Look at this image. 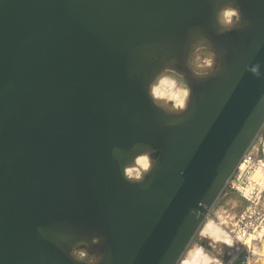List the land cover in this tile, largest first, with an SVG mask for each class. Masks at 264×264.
I'll use <instances>...</instances> for the list:
<instances>
[{
	"label": "water",
	"instance_id": "water-1",
	"mask_svg": "<svg viewBox=\"0 0 264 264\" xmlns=\"http://www.w3.org/2000/svg\"><path fill=\"white\" fill-rule=\"evenodd\" d=\"M228 2L242 24L221 33ZM204 42L219 67L183 75L188 110L156 106L151 81ZM256 63L264 0H0V264H181L264 133Z\"/></svg>",
	"mask_w": 264,
	"mask_h": 264
},
{
	"label": "clouds",
	"instance_id": "clouds-1",
	"mask_svg": "<svg viewBox=\"0 0 264 264\" xmlns=\"http://www.w3.org/2000/svg\"><path fill=\"white\" fill-rule=\"evenodd\" d=\"M216 20L221 33L230 31L239 27L242 24L241 9L236 7L233 3H225L216 13ZM211 49L206 42L198 43L194 50ZM189 56V66L193 71L195 77L201 75L210 76L219 67L218 53L215 55L209 54L207 58L200 61V56L197 55L195 59V67L193 66L192 53ZM175 61L173 60L168 66L160 71L148 86L147 92L153 103L159 107L161 103L172 106L175 115L185 113L191 103L193 97V89L183 80V74L176 71ZM259 63L247 67L246 70L258 79L264 78V73L260 70ZM155 149H149L140 152L136 155L130 163L126 164L123 170L124 177L131 183L143 182L145 177L152 172L157 164V157L155 156ZM100 238L95 237L92 244H99ZM89 252L84 242H80L71 251V256L78 262ZM103 253L95 255L98 257V262L103 258ZM203 264H213V261L205 260ZM219 264V262H215Z\"/></svg>",
	"mask_w": 264,
	"mask_h": 264
},
{
	"label": "built area",
	"instance_id": "built-area-1",
	"mask_svg": "<svg viewBox=\"0 0 264 264\" xmlns=\"http://www.w3.org/2000/svg\"><path fill=\"white\" fill-rule=\"evenodd\" d=\"M260 175V179H256V175ZM231 190L237 192L245 201L242 211L238 214L239 221L235 228H231L230 232L238 240L247 246L246 238L254 233L260 235V231L264 228V133L258 136L252 148L245 155L229 186ZM243 234V235H242ZM261 236V235H260ZM245 238V240L243 239ZM258 237V236H255ZM238 238V239H239ZM256 241V240H255ZM255 255L257 250L248 251V254L243 258L241 264L256 263Z\"/></svg>",
	"mask_w": 264,
	"mask_h": 264
},
{
	"label": "rangeland",
	"instance_id": "rangeland-1",
	"mask_svg": "<svg viewBox=\"0 0 264 264\" xmlns=\"http://www.w3.org/2000/svg\"><path fill=\"white\" fill-rule=\"evenodd\" d=\"M210 53L215 55L208 49L196 51L192 58L193 66L195 67V59L197 55L200 56V61L202 62L203 59L207 58ZM183 80L189 85L187 78L183 77ZM164 105L170 109H173L172 106L169 104ZM244 205L245 201L240 197V195L228 187L219 199L218 203L213 208L209 218L215 219L219 215L226 216V221H228V224L230 223V230L231 228H235L236 223L239 221L238 214L242 211ZM257 234L258 232L254 233L255 236H258ZM263 238V236L259 235L258 241L257 239H255L256 241L254 240V244L253 242L250 244V248H247L246 245L241 242L238 243L237 241V247L233 249L230 248L228 245L225 246V244L223 243H215L211 239L199 233L192 245L203 246L208 252H210V254H212V256H215L214 258L218 259L222 264H233L238 258H245V256L248 254L249 249H256L258 251L257 253H263ZM256 242L260 244H257ZM256 258H260V256L257 255L255 257V260ZM256 264H260V261H258V263Z\"/></svg>",
	"mask_w": 264,
	"mask_h": 264
},
{
	"label": "bare ground",
	"instance_id": "bare-ground-1",
	"mask_svg": "<svg viewBox=\"0 0 264 264\" xmlns=\"http://www.w3.org/2000/svg\"><path fill=\"white\" fill-rule=\"evenodd\" d=\"M176 71H178V72L182 73L184 76H188V77H192L194 75L193 71L190 67L188 68L187 71L184 69H179V70L176 69ZM256 179L259 180L260 175L257 174ZM229 224H228V221H226V216H223V215H219L215 219L214 218H208L200 233L203 236L211 239L215 243H223V244H225V246L228 245L230 248L234 249L237 247V241L238 240L240 241L242 239H240L239 237H237V239H236L234 237V235L231 234V232L229 230V228H230ZM260 235L264 237V228L262 230H260ZM243 239L245 240L244 237H243ZM255 239H257V241H258V237H255V235L253 234L252 236L246 238L247 241L245 244L250 245L252 242L254 244ZM263 242H264V238H263ZM257 244H260V243H257ZM263 247H264V243H263ZM257 255H259L260 258H256V260H255L256 263H258V261H260V264H264V248H263V253H257ZM214 257L215 256H212V254H210V252H208L203 246L192 245L190 247V249L188 250V252L186 253V255L184 256L181 264H203V262L205 260H209V259L211 261H213V264H215V262H219V264H222L218 259H216ZM251 264H253V261Z\"/></svg>",
	"mask_w": 264,
	"mask_h": 264
}]
</instances>
